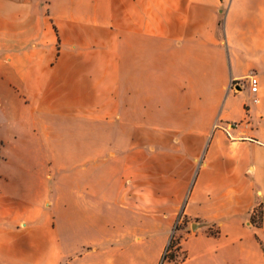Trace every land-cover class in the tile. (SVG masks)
Returning <instances> with one entry per match:
<instances>
[{"label":"crops","instance_id":"1","mask_svg":"<svg viewBox=\"0 0 264 264\" xmlns=\"http://www.w3.org/2000/svg\"><path fill=\"white\" fill-rule=\"evenodd\" d=\"M180 208L164 264H264V0H0V264H162Z\"/></svg>","mask_w":264,"mask_h":264},{"label":"rangeland","instance_id":"2","mask_svg":"<svg viewBox=\"0 0 264 264\" xmlns=\"http://www.w3.org/2000/svg\"><path fill=\"white\" fill-rule=\"evenodd\" d=\"M261 211V208H256L253 212V214H255L256 216V223L254 225L256 226H260L261 223H262V215L260 214ZM187 222V219L184 217L183 213H182V208L178 209V212H177V221L174 225V228H173V235L176 239V242H177V246H178V243L180 242V248H181V239L185 237V233L182 231V229L184 228V225L186 224ZM193 230L196 231V229L193 227ZM219 232L218 229H211L210 233L211 234H217ZM171 240V239H170ZM170 243V241H169ZM169 243L166 247V250L164 251V253L168 252L169 253H175L177 256H178V260H181L184 258V256L186 255V252L182 251V248L180 250L178 249H170L169 251ZM164 255V254H163Z\"/></svg>","mask_w":264,"mask_h":264},{"label":"trees","instance_id":"3","mask_svg":"<svg viewBox=\"0 0 264 264\" xmlns=\"http://www.w3.org/2000/svg\"><path fill=\"white\" fill-rule=\"evenodd\" d=\"M260 214L262 215V210L259 211ZM252 223L255 224L256 223V216L255 214L252 215ZM169 251L170 249H178L180 250V242L178 243V246H177V242H176V239L174 236H172L171 240H170V243H169ZM187 258V254L184 256L183 259L181 260H178V256L175 254V253H169L168 250L166 253H164L163 257H162V264H164L165 262H174V263H178V262H181L183 260H185Z\"/></svg>","mask_w":264,"mask_h":264},{"label":"built area","instance_id":"4","mask_svg":"<svg viewBox=\"0 0 264 264\" xmlns=\"http://www.w3.org/2000/svg\"><path fill=\"white\" fill-rule=\"evenodd\" d=\"M258 89H259L258 79L255 78L254 76H252V78H251V90H252L253 93H257Z\"/></svg>","mask_w":264,"mask_h":264},{"label":"water","instance_id":"5","mask_svg":"<svg viewBox=\"0 0 264 264\" xmlns=\"http://www.w3.org/2000/svg\"><path fill=\"white\" fill-rule=\"evenodd\" d=\"M194 228L196 229V227L194 226Z\"/></svg>","mask_w":264,"mask_h":264}]
</instances>
